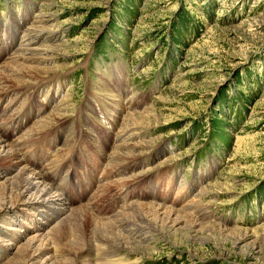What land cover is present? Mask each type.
Returning a JSON list of instances; mask_svg holds the SVG:
<instances>
[{
	"label": "rangeland",
	"instance_id": "obj_1",
	"mask_svg": "<svg viewBox=\"0 0 264 264\" xmlns=\"http://www.w3.org/2000/svg\"><path fill=\"white\" fill-rule=\"evenodd\" d=\"M7 61L56 68L3 75L0 137L58 199L0 214V264H264V0H0ZM134 202L192 204L196 225H137L104 258L45 236L26 260L67 209L127 231Z\"/></svg>",
	"mask_w": 264,
	"mask_h": 264
},
{
	"label": "bare ground",
	"instance_id": "obj_2",
	"mask_svg": "<svg viewBox=\"0 0 264 264\" xmlns=\"http://www.w3.org/2000/svg\"><path fill=\"white\" fill-rule=\"evenodd\" d=\"M43 20H42V22H43ZM45 20H44V22H46ZM45 24L40 26L41 29L47 28L45 26ZM12 31H13V27H11V25H10L9 31L6 33V36L4 37L6 41L9 39L8 37ZM35 47H29L28 43H27L26 47L23 45V48H26V50L27 49L29 50V48H32V50L34 49L40 55L41 54H45V55L48 54L47 51L46 52L43 51V53H41L40 50H44V49H41L39 47L35 48ZM29 53H31V52H29ZM19 55H21V54H19ZM21 56H23V55H21ZM12 57H14V56H12ZM28 57H30L32 59L33 56H28ZM3 66L8 67V68L5 69L4 72H0V78H1L0 88L7 86L6 82H8V81H4L2 79L3 75L6 77H13L14 78L13 81H16V80H21V77H23V75L21 73L23 71L27 72L26 74L28 77H39L40 75H42L44 73L47 74V72L54 71L56 69L54 67H32V66L30 67V66H27L23 63H19V61H17L16 63H13L12 61H10V62L7 61L6 63L3 64ZM10 67H13V69ZM13 81H11V82H13ZM131 114H133L132 111L130 114H128V115L126 114L127 116L124 118L122 124H124L126 126H132L133 127V126H136L139 124L141 125V123H143L141 121L136 120V122L133 121L132 124H129V121H130L129 116ZM140 115H141V113H140ZM21 119H22V117H21ZM47 119H48V116H47ZM44 121L46 122V120L41 119V121H39V123L36 125L37 127L35 126L33 128V130L32 129H30V130L31 131H38V130L42 129L43 125H45ZM47 124H49V123H47ZM46 125H45V127H47ZM30 130H29V132H30ZM27 135L31 136V134L29 135V133ZM19 138H18V140H19ZM128 138H130V137H128ZM25 141L27 143L28 140H25ZM25 141H22V142H25ZM18 143H20V142H18ZM11 144H12L11 142H8V141H6L0 137V167H2V165L6 162L8 163V165H7L8 167L9 166L12 167L11 170L9 171L10 174H7V175L5 174L6 176L3 175V178H2L3 182L0 183V185L3 186V191L1 190V192H0L1 193L0 198L3 199V202H0V214L4 213L5 211L13 210L14 207L12 208V204H15L17 207V206H20L23 204L25 205L26 203L32 204L38 200L40 201L39 203H45V200L50 201V202L56 201L58 199V197L55 195L54 192L51 191L50 186H48L47 184L43 183L40 180L39 177L41 175L39 176V174L36 171H34V169L27 167L26 165H24L22 163V161L20 159L19 151H16L14 149V147L11 146ZM126 144L127 143H123L122 145H126ZM140 144L141 143L131 144V145L133 147L137 146V148H139L138 145H140ZM13 145H15V144H13ZM27 145H28V143H27ZM22 146H24V145H22ZM127 146H130V145L127 144ZM24 148H25V146H24ZM122 148H124V147H122ZM128 148H130V147H128ZM132 154H134V153H127V155H125L124 157L128 158V156H131ZM120 155H122V154H120ZM114 157H116V156H114ZM125 159H123V160H125ZM120 160H121V158H120ZM112 161H111V163L117 162L119 164L122 162V161L119 162L118 160L117 161L114 160L116 162H112ZM134 203H137V204H131L133 207L132 208L133 210H131V212H125V213H119L118 214V217L123 215V218L120 219V226L127 225V224H129L131 226L130 229L127 231H121V229H119V226L116 227L112 222H110L111 220L110 221H108V220L102 221L100 219L99 220L95 219V217L92 216V213L84 206L78 207L75 209H67L68 211L66 213H64L59 218L60 219L59 223L57 225H54L52 228H50L51 231H46L47 233H45L44 235L41 234V235H37V236L36 235L32 236L25 242V244L23 246V250L26 252V260L29 262L32 261V263H35V262L39 261V258H41L45 254V252L48 251V250L44 249L45 247L44 248L41 247L43 245V239L45 236L46 237L51 236L52 238L55 237V238H57V240H59L61 242H66L69 246L73 247V249L76 250L73 252L78 253L79 248H82V246H83L82 251L89 252V251L95 250V251H98L101 253L99 255L100 258L101 257L104 258L105 257L104 256L105 251L106 252L108 251L107 252V254H108V253H110L111 250L119 249L120 247H123V246L125 247L126 245L129 246L130 244L136 243V241L132 239L131 235H127L126 233L130 230L132 231V227H135L137 225L143 228V233H145V231H144L145 229L150 231V227H152V228L154 227L155 229H157L156 223H160V224L171 223L173 225L185 226L182 223H184V221L186 219L188 220V218L189 219L192 218V220H193L191 222L188 220L190 222V223L187 222V224H189L188 226L193 227L194 225L192 223H194L196 225V221L194 220L195 218L191 214L187 213L185 210L187 206H190V205L196 203L195 201L192 204H189L182 209L172 208L170 206H162V205L156 204V203H142V202L141 203L134 202ZM37 204H38V202H37ZM196 205H198V203H196ZM58 206H60V205L58 204ZM10 208H12V209H10ZM57 209L60 212L66 211V208H62V207H57ZM44 218H46L48 220V217H44ZM146 222H148V224H145ZM40 223L44 224V221H41ZM48 223H49V221H48ZM48 223H45L44 225L40 226L39 228L45 229V227ZM117 223H118V221H117ZM133 229H135V228H133ZM51 237L49 238V240L51 239ZM95 240L101 241L103 243H101L100 245H96V243H94ZM85 245H86L87 249L84 247ZM104 249H109V250H104ZM103 250H104V252H103ZM113 252H115V251H113ZM47 259L50 260L48 257H47Z\"/></svg>",
	"mask_w": 264,
	"mask_h": 264
}]
</instances>
